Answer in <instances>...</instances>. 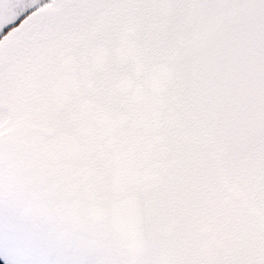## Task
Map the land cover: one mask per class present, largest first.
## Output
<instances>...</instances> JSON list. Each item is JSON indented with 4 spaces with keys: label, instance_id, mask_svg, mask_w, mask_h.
<instances>
[{
    "label": "snow or ice",
    "instance_id": "snow-or-ice-1",
    "mask_svg": "<svg viewBox=\"0 0 264 264\" xmlns=\"http://www.w3.org/2000/svg\"><path fill=\"white\" fill-rule=\"evenodd\" d=\"M0 264H264V0H0Z\"/></svg>",
    "mask_w": 264,
    "mask_h": 264
}]
</instances>
